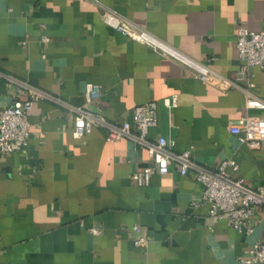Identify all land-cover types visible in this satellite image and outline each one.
<instances>
[{
  "label": "crops",
  "instance_id": "obj_1",
  "mask_svg": "<svg viewBox=\"0 0 264 264\" xmlns=\"http://www.w3.org/2000/svg\"><path fill=\"white\" fill-rule=\"evenodd\" d=\"M103 9L234 84L201 81L102 23ZM263 23L264 0H0V72L50 95L26 111V145L0 154V264H239L245 248L264 240V213L248 220L250 234L236 231L208 214L200 183L174 165L136 185L131 174L148 164L145 149L123 137L106 141L100 126L73 138L72 113L57 100L108 121L153 100L149 138L173 139L175 151L208 168L231 158L232 176L264 188V144L237 140L241 115L264 114L243 108L246 92L264 101V70L250 69V87L235 82L234 47L238 26ZM86 82L100 91L89 102ZM172 94L169 109L162 99ZM13 96L0 76V109ZM139 235L144 245L135 246Z\"/></svg>",
  "mask_w": 264,
  "mask_h": 264
},
{
  "label": "built area",
  "instance_id": "obj_2",
  "mask_svg": "<svg viewBox=\"0 0 264 264\" xmlns=\"http://www.w3.org/2000/svg\"><path fill=\"white\" fill-rule=\"evenodd\" d=\"M102 23L112 27L120 34L171 57L192 70L194 76L201 81L215 79L221 88L231 86V81L214 74L206 65L189 59L183 54L171 49L165 43L153 37L129 21L118 17L113 12L103 9L100 13ZM45 40V37H41ZM234 47L239 66L235 74V82H243L246 87L252 85L250 69L257 67L264 70V23L257 31L238 26L235 31ZM0 76L4 79L6 88H13L14 96L11 102L0 109V154L21 150L26 145L29 122L26 111L40 98L50 97L48 93L10 74ZM86 102L99 96V87L92 82H86L83 87ZM72 113L71 136L79 138L89 131L91 126L105 129L104 139L115 141L120 138L129 139L134 146L145 149L148 164L135 170L131 177L136 185H146L153 173L163 174L174 165L180 175L191 171L193 178L200 183V202L207 205L211 217L223 218L236 231L250 234L252 226L247 222L255 214L264 213V188L249 187L241 178L232 176L237 169L236 162L231 158L221 159L213 168H208L194 162L188 150L175 151L173 139L163 136L149 138L148 130L156 125V103L149 100L133 106L129 119L108 121L99 113L91 112L81 106H74L57 100ZM163 105L172 108L176 104V95L162 99ZM244 109H264V101L246 92L243 100ZM241 123L237 140L248 148L256 149L264 144V114L250 115L244 113L239 118ZM196 205L195 201H191ZM132 231L138 232V226L133 225ZM90 232L96 234L97 229ZM145 239L136 236L132 243L135 246L144 245ZM239 264H264V240H255L237 257Z\"/></svg>",
  "mask_w": 264,
  "mask_h": 264
}]
</instances>
